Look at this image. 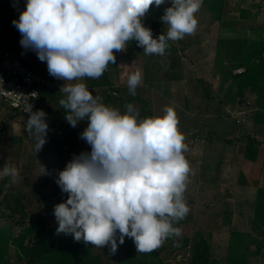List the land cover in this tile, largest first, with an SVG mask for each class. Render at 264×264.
<instances>
[{"label":"clouds","instance_id":"9594fccd","mask_svg":"<svg viewBox=\"0 0 264 264\" xmlns=\"http://www.w3.org/2000/svg\"><path fill=\"white\" fill-rule=\"evenodd\" d=\"M203 0H171L161 20L166 35L153 38L142 18L166 0H27L13 25L21 34L20 44L47 63L49 75L65 81L59 100L65 119L75 128L87 120L80 138L90 152L74 155L58 172L56 183L67 194L54 205L57 234H71L96 247L109 246L115 253L125 237L133 239L138 252L158 248L189 212L183 198L189 164L183 152L185 137L178 129L173 107L164 115L138 119L139 112L126 105L125 113L93 96L83 78H100L115 51L135 41L145 55H164L167 41L180 40L197 26L195 13ZM141 82L139 70L128 77V90L135 95ZM29 115L25 131L34 143L33 155L46 143L48 124L41 109ZM44 166L41 175H47ZM20 179L18 169L3 167L0 178Z\"/></svg>","mask_w":264,"mask_h":264},{"label":"trees","instance_id":"16d2710c","mask_svg":"<svg viewBox=\"0 0 264 264\" xmlns=\"http://www.w3.org/2000/svg\"><path fill=\"white\" fill-rule=\"evenodd\" d=\"M21 3L22 12L26 8L27 1ZM202 3L205 15H209V18L206 17L208 25L214 21H218L221 27H229L226 18L229 13V9L227 8V6L229 7L228 0H203ZM169 5L171 6V4ZM7 6H10V9H7ZM14 8L12 2L7 3L0 0L1 30L5 33L4 36H13L7 48L0 51V64L4 52H13L16 49L15 37L17 28L13 25V21L17 20V16L19 18L20 13L16 12ZM156 8L155 5L151 6L145 17L142 18V24L151 29L153 38L158 37L162 33L166 35L168 28L161 19H155L157 13L154 10ZM260 13L261 3L258 4L255 12H252L248 8H241L240 18L250 19L249 27L251 30L264 29L262 24L255 25L253 23V21L257 20ZM144 21H149V24H144ZM3 39L0 37L1 41ZM128 43L136 50H141V47L134 40ZM167 43L168 47L166 50L170 48L169 41ZM217 43V57L219 59L220 57L222 59V53L225 50L231 56L229 73L233 84L237 88V93L245 99L251 95L256 96L252 104L254 106H251V108H257L254 109L252 114L256 122L264 124V37L255 35L252 37L219 38ZM172 51H175V49L173 48ZM28 52L30 55H34L33 50H29ZM114 55L117 56V51L115 50ZM25 61L30 63L27 60ZM112 65L114 64L108 65L100 78H87L89 86L92 87L88 89L94 97H101L105 105L120 98L122 95L120 88L112 86L109 71ZM241 67L243 71L237 72L236 70ZM105 86H108V88H105ZM60 90L61 88L58 87L45 90L43 92L45 105L57 103L60 99L64 98V94ZM113 90L117 93L113 94ZM142 102L145 101L142 100ZM147 106L148 104L145 102L142 107L144 118L152 117V112ZM12 111V117L21 116L24 120L28 119V115L21 114L15 110ZM234 120L236 121L235 118ZM84 123V127L86 128L88 121L84 120ZM12 134V137H15V134H17L16 130L12 129ZM0 139L4 140L1 136ZM41 150L43 151L42 156L45 157L48 153V147ZM258 152L259 142L253 137H248L245 146V157L249 160H255ZM242 177V183L249 182L248 177ZM66 199L67 197H59L57 204L66 201ZM29 202H31V197L23 190H19L17 184L11 183V177L0 178V214L7 211L10 216H17L21 224L18 234L9 233L10 226H0V264H14V261L20 263L26 262V264H104L103 255L95 253L93 244L90 242L85 243L83 240L77 242L71 234H57L56 229L58 225L49 223L45 214L29 212L27 209ZM252 207V226L254 229H258L260 236L264 238V186H258ZM180 223L181 220L178 223H174L173 226L179 228ZM250 235L248 232L240 229L232 230L228 238L227 252L222 256H216L213 253V232L202 228H197L192 237L170 235L159 247L160 249L189 247V256L185 264H249L250 256L252 254L259 255L263 249L262 245H257L255 250L251 251ZM11 246L15 250L14 259L10 254ZM130 247L134 250L135 254L119 259L117 264H149L150 259H159L161 264H165L160 258L159 247L150 252H138L135 243Z\"/></svg>","mask_w":264,"mask_h":264},{"label":"rangeland","instance_id":"374dc122","mask_svg":"<svg viewBox=\"0 0 264 264\" xmlns=\"http://www.w3.org/2000/svg\"><path fill=\"white\" fill-rule=\"evenodd\" d=\"M3 1L7 3L12 2L15 11L21 13L22 9L20 4L27 0ZM228 2L229 7L227 6V8L229 9V13L226 18L231 30L235 28L238 31L234 30V32L242 34L249 33L251 31L249 27L250 19H241L240 9L248 8L252 12H255L259 3H261V13L253 23L264 26V0H228ZM169 4H171V0H166L165 4L154 10L157 13L156 20L161 19L164 9L169 7ZM203 7L202 3L200 9L195 13V18L197 19L195 31L200 30L199 26L202 25L199 23L200 16H209L205 15ZM7 9H10V6H7ZM218 23V21H214L210 25L203 24L206 25L204 30L211 35H215L217 34ZM144 24H149V21H144ZM259 29L255 34L261 37L262 34L264 35V29ZM4 34L0 27V37L2 39L4 38L2 41L0 40V51L7 48L8 43L13 39V36H4ZM15 38L16 49L13 52L29 61L37 70L49 75L47 63L41 62L35 52L34 55H30L28 51L31 49H25L21 46V34L18 30H16ZM113 75V70H111L110 76L112 79ZM76 82H82L87 87L89 86V80L85 78L70 83ZM62 84H65L64 80H62ZM110 103L107 106L111 107ZM44 112L47 114L46 123L48 124V128L53 127L62 131V134L54 137L53 142L48 146V153L45 157L42 156V150L33 155L34 143L25 131L27 120H24L21 116L12 117L13 111L5 102L0 100V136L4 138L3 141L0 139V170L5 166L18 169L20 179L14 184H17L19 190H23L31 197V202L28 203L27 207L28 211L45 214L49 223L58 225L53 214L54 205L57 204L59 197H67V194L63 193L55 182L58 172L65 168L67 162L74 155H79L82 152H90L91 147L80 138V134L85 129L84 120L80 121L73 128L65 119L66 110L61 108L59 102L48 106L45 105ZM12 129L17 132L15 137H12ZM202 144L205 145V142H200L201 147L204 146ZM227 148L233 151L232 153H234L237 159V156H239V145L232 144L231 146H227ZM203 151L200 148L195 153L201 155ZM230 158L233 159L234 157L231 156ZM193 164H195L194 167L189 166V173L185 181L186 187L183 198L186 206L189 208V212L181 219L179 226L181 230L180 236L192 237L197 228L212 231L213 253L216 256H222L227 252L230 232L234 229H240L251 234L250 244L252 252L257 245H262L263 248L259 255L252 254L250 256L249 264H264V238L260 236L259 230L254 229L252 226V213L246 207L243 209L244 214L241 215L239 213L240 204L237 198L239 166L237 167V164H235L236 167L231 166L232 168H215L216 166L206 158L200 161L198 160V162ZM42 166L46 168L47 175H41ZM203 167H207V171H204V176H201L200 172L203 170ZM222 175L225 176L224 179L226 178V180L223 184H218L220 187L214 182L212 184L210 183L212 177H222ZM0 226H10L9 233L13 234H18L21 229L18 217L10 216L7 211L0 214ZM133 243V239L125 237L124 243L118 246L114 254L110 252L109 246L99 248L94 245V250L95 253H101L103 255L104 264H117L119 259L135 254L134 250L130 247ZM159 250L160 258L165 264H185L188 260L189 247L179 249L171 247L168 249H160L159 247ZM10 254L14 259L15 250L12 246L10 248ZM149 261V264H161L159 259H150ZM14 264H26V262L20 263L14 261Z\"/></svg>","mask_w":264,"mask_h":264},{"label":"crops","instance_id":"0c3cea01","mask_svg":"<svg viewBox=\"0 0 264 264\" xmlns=\"http://www.w3.org/2000/svg\"><path fill=\"white\" fill-rule=\"evenodd\" d=\"M199 23L208 25L205 16H200ZM202 25L199 26L200 30L185 34L180 40H169L170 50H165L164 55H145L142 47L138 51L127 42L125 50L117 51L116 63L109 69L114 74L112 86L120 88L122 92L120 98L110 104L121 114L125 113L126 105H132L139 112L138 119L144 118L142 107L145 102L152 117L163 116L166 106L173 107L178 129L185 137L187 149L183 155L189 166L194 167L192 163L205 158L215 168L227 169L237 164L239 213L244 214L245 207L253 213L252 202L258 186H264V124L256 122L252 114L257 108H251L256 96L245 99L237 93L229 73L231 56L225 50L222 59H219L217 42L219 38L252 37L260 29L242 34L234 32L238 31L235 28L231 30L230 27L218 25L217 34L211 35L204 30L206 25ZM173 48L175 51H172ZM239 69L236 71L239 72ZM137 70L141 72V82L135 95H131L128 77ZM240 111L246 112L242 115L245 120L237 123L230 113ZM248 137L259 142L255 160L245 157ZM200 142H205V145L201 147ZM232 144L239 145L237 159L233 151L227 148ZM200 148L204 151L198 155L195 151ZM204 171H207V167H203L201 176H204ZM242 176L248 177L249 182L242 183ZM224 177L214 176L210 183L214 182L220 187L218 184L224 183Z\"/></svg>","mask_w":264,"mask_h":264},{"label":"built area","instance_id":"2783aa9c","mask_svg":"<svg viewBox=\"0 0 264 264\" xmlns=\"http://www.w3.org/2000/svg\"><path fill=\"white\" fill-rule=\"evenodd\" d=\"M238 71H243L240 68ZM61 79L36 70L30 63L26 62L15 52L6 51L0 64V100L5 102L10 109L29 115L25 110L28 105L32 111L43 110L45 106L44 91L52 87L61 88ZM108 88V86H105ZM113 94L117 92L112 91ZM246 112H231V116L237 123L243 122L242 116ZM238 115L242 116L239 117ZM62 134V131L53 127L48 128L46 143L43 148L48 147L54 137Z\"/></svg>","mask_w":264,"mask_h":264}]
</instances>
